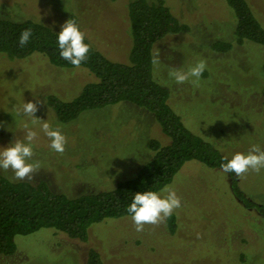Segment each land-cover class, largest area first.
Segmentation results:
<instances>
[{
  "label": "rangeland",
  "instance_id": "1",
  "mask_svg": "<svg viewBox=\"0 0 264 264\" xmlns=\"http://www.w3.org/2000/svg\"><path fill=\"white\" fill-rule=\"evenodd\" d=\"M157 2L158 0H148ZM188 26L154 47L160 64L155 79L167 81L169 103L195 134L229 159L246 154L253 144L264 150V47L246 42L228 52L212 49L216 41L233 42L236 15L226 0H163ZM264 28V0H247ZM129 0H0V17L12 22L33 20L60 32L75 16L90 43L115 62H130L133 47ZM206 61L199 86L177 85L168 73ZM97 77L84 67L63 68L39 53L23 59L0 54V148L24 140L25 125L38 133L33 161L40 168L32 184L46 181L68 197L114 189L136 176L153 157L149 141L170 139L154 115L130 102L86 110L60 121L47 97L77 98ZM37 102L36 118L59 127L67 139L61 155L31 118L13 106ZM32 162V161H30ZM0 173L9 179L12 172ZM10 180V179H9ZM19 182V181H17ZM245 197L264 207V169L238 177ZM171 186L181 207L158 226L137 233L130 216L94 223L86 242L52 228L17 236L16 252L0 256V264H87L95 249L104 264H264V216L245 208L231 189L230 176L197 162H186ZM161 193V190L158 192ZM162 195H165L161 193Z\"/></svg>",
  "mask_w": 264,
  "mask_h": 264
},
{
  "label": "trees",
  "instance_id": "2",
  "mask_svg": "<svg viewBox=\"0 0 264 264\" xmlns=\"http://www.w3.org/2000/svg\"><path fill=\"white\" fill-rule=\"evenodd\" d=\"M226 1L236 15L233 42L216 41L212 49L228 52L234 45L246 42L264 47V28L248 1ZM128 12L133 40L130 62L110 60L85 37L90 51L80 67L95 75L97 82L87 84L71 101L49 95L47 102L62 122L72 121L86 110L120 102L133 103L154 115L163 133L169 137V143L150 140L148 147L153 157L135 177L120 182L112 190L76 197L54 192L46 181L37 184L11 182L0 173V256H11L16 252L17 236L29 235L42 228H52L71 239L86 242L94 223L129 216L126 209L135 193L159 192L173 181L186 162L197 161L212 169H221V163L226 162V155L185 125L169 103V89L154 77L155 45L167 36L187 31L188 26L180 22L163 0H129ZM71 18L77 22L75 16ZM79 28L82 31L80 25ZM25 29H31L32 36L21 47L19 37ZM58 33L33 20L12 22L0 17V54L23 59L39 53L55 66L74 68L59 55ZM228 174L232 192L245 208L257 209L264 216V207L245 197L236 174ZM170 218L174 224V217ZM87 264H104L97 250L89 251Z\"/></svg>",
  "mask_w": 264,
  "mask_h": 264
},
{
  "label": "clouds",
  "instance_id": "3",
  "mask_svg": "<svg viewBox=\"0 0 264 264\" xmlns=\"http://www.w3.org/2000/svg\"><path fill=\"white\" fill-rule=\"evenodd\" d=\"M31 36L32 30L25 29L19 37L20 46H25ZM57 43L60 57L73 67L79 68L87 60L90 45L85 43V33L80 30L74 19H69L61 26L57 34ZM152 63L157 66L161 63L158 53ZM206 67V61L200 60L187 71L171 69L168 75L177 85L191 81L194 86H199L200 78ZM163 84L167 86V81ZM39 103L41 102H25L22 106H13L12 110L17 115L22 114L31 118L32 125H40L41 130L50 140V148L62 155L66 150L67 139L59 127L53 128L47 121L36 118L35 113L38 111ZM25 129L24 140L15 139L7 147L0 148V171L7 173L10 170L12 172V176L9 177L11 182L32 181L35 178L34 174L40 168L39 161H33L35 155L33 142L37 139L38 133L29 128L27 124ZM224 161L226 162H222L220 167L221 171L226 174L235 173L237 177H243L249 171L259 174L261 169H264V150L259 145L253 144L246 154L238 152L230 159L224 157ZM161 193L144 191L134 194L126 212L137 233L143 232L145 225L158 226L181 207V198L171 186H164Z\"/></svg>",
  "mask_w": 264,
  "mask_h": 264
}]
</instances>
